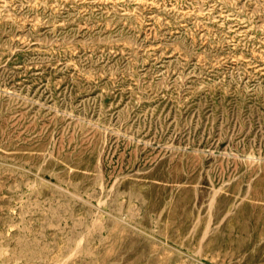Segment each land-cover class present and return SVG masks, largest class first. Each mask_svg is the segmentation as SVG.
Returning a JSON list of instances; mask_svg holds the SVG:
<instances>
[{
  "label": "rangeland",
  "instance_id": "rangeland-1",
  "mask_svg": "<svg viewBox=\"0 0 264 264\" xmlns=\"http://www.w3.org/2000/svg\"><path fill=\"white\" fill-rule=\"evenodd\" d=\"M0 264H264V0H0Z\"/></svg>",
  "mask_w": 264,
  "mask_h": 264
}]
</instances>
